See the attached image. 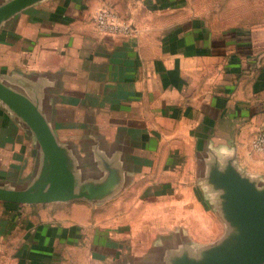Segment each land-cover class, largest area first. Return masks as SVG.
Returning a JSON list of instances; mask_svg holds the SVG:
<instances>
[{"label":"crops","instance_id":"1","mask_svg":"<svg viewBox=\"0 0 264 264\" xmlns=\"http://www.w3.org/2000/svg\"><path fill=\"white\" fill-rule=\"evenodd\" d=\"M101 7L135 33L99 32ZM0 81L47 121L72 195L0 201L1 264H180L236 243L228 184L264 191L251 148L264 129V0H42L0 23ZM210 141L234 149L223 174ZM50 179L34 133L0 101V186Z\"/></svg>","mask_w":264,"mask_h":264},{"label":"water","instance_id":"2","mask_svg":"<svg viewBox=\"0 0 264 264\" xmlns=\"http://www.w3.org/2000/svg\"><path fill=\"white\" fill-rule=\"evenodd\" d=\"M42 0H8L0 5V23ZM0 101L18 114L34 133L49 160L50 183L43 189L19 190L0 186V201L37 204L72 198L70 171L58 142L37 106L0 81ZM226 216L238 226L235 244L209 248L200 261L180 264H264V191L256 192L244 179L228 184Z\"/></svg>","mask_w":264,"mask_h":264},{"label":"built area","instance_id":"3","mask_svg":"<svg viewBox=\"0 0 264 264\" xmlns=\"http://www.w3.org/2000/svg\"><path fill=\"white\" fill-rule=\"evenodd\" d=\"M94 23L99 32L111 36H130L135 33V28L131 23L108 7H101L97 10ZM251 148L264 159V129L252 139Z\"/></svg>","mask_w":264,"mask_h":264},{"label":"clouds","instance_id":"4","mask_svg":"<svg viewBox=\"0 0 264 264\" xmlns=\"http://www.w3.org/2000/svg\"><path fill=\"white\" fill-rule=\"evenodd\" d=\"M233 156L234 149L226 143L215 145L210 141L205 149V158L209 162L210 171L215 168L216 171L221 174L228 170ZM201 184L205 192L211 191L215 193L217 199L223 196V190L216 188L215 185H212L210 180H203L201 181Z\"/></svg>","mask_w":264,"mask_h":264}]
</instances>
